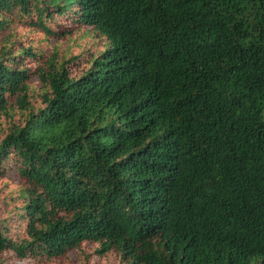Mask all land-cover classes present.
I'll use <instances>...</instances> for the list:
<instances>
[{"label": "trees", "instance_id": "obj_1", "mask_svg": "<svg viewBox=\"0 0 264 264\" xmlns=\"http://www.w3.org/2000/svg\"><path fill=\"white\" fill-rule=\"evenodd\" d=\"M0 120V264H264V0H0Z\"/></svg>", "mask_w": 264, "mask_h": 264}, {"label": "rangeland", "instance_id": "obj_2", "mask_svg": "<svg viewBox=\"0 0 264 264\" xmlns=\"http://www.w3.org/2000/svg\"><path fill=\"white\" fill-rule=\"evenodd\" d=\"M36 19V17H35ZM48 25L53 28L57 33H65L67 30H73L75 27L71 23L68 18L56 19L53 21L48 20ZM17 39L20 40V43L26 48L31 47L33 51H41V56L43 57V52L49 50L51 48V42H49L48 38L45 37L43 33H30L29 29H24L23 27L17 30ZM20 35L22 36L20 38ZM73 40L71 42L66 41L65 39L60 43V51L62 53L73 52L76 55H79L81 52L84 54L82 55L81 61L85 60L86 56H88L91 49L95 46L93 45V40L90 41V38L84 37L83 33L76 29L73 34ZM91 48V49H90ZM28 65H34V62H28ZM1 121V120H0ZM18 192V188L13 178L10 179H2L0 180V199L3 200L5 197H13L16 198ZM8 208L11 209L14 207V203H11ZM4 203L0 205V213L2 217H7L8 213L4 209ZM9 226L11 229V235L13 238H17V234L20 233V237L24 236V223L18 221L14 216L9 222ZM22 226L20 229L19 227ZM4 258L6 264H73V261L69 258H64L60 260H52L49 262L43 261H22L19 260L16 256L12 255L11 253H6L2 256ZM91 264H119V261L116 256H110L109 258H98L93 257L91 259Z\"/></svg>", "mask_w": 264, "mask_h": 264}]
</instances>
